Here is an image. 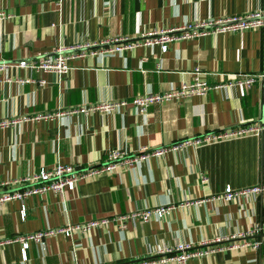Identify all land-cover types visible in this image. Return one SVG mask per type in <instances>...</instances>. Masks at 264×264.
<instances>
[{
  "label": "crops",
  "instance_id": "0c3cea01",
  "mask_svg": "<svg viewBox=\"0 0 264 264\" xmlns=\"http://www.w3.org/2000/svg\"><path fill=\"white\" fill-rule=\"evenodd\" d=\"M260 9L264 0H0V11L10 15L0 19V64L8 65L0 68V118L166 92L189 83L195 67L209 86L201 96L152 103L143 112L127 104L109 113L0 128V182L54 163L97 166L113 149L125 155L140 147L168 149L79 180L70 191L27 196L23 219L19 200L1 204L0 264H173L159 262L164 255L156 252L178 242L191 249L222 247L189 257L185 264H264V244L256 251H233L224 247L227 241L213 240L253 226L264 230V193L231 202L216 197L226 185L246 188L264 179V130L258 136L170 149L204 132L264 122V27L180 38L168 42L165 52L158 44H138L90 53L115 45H100L115 38L135 41L149 30ZM83 44L88 47L75 48L69 69L58 75L11 66L37 52ZM246 75L254 81L238 84ZM9 188L0 186V191ZM158 206L167 207L158 219L132 216ZM119 215L124 218L118 220ZM101 218L107 222L88 232L45 238L43 249L29 242L25 259L20 242H4Z\"/></svg>",
  "mask_w": 264,
  "mask_h": 264
},
{
  "label": "built area",
  "instance_id": "2783aa9c",
  "mask_svg": "<svg viewBox=\"0 0 264 264\" xmlns=\"http://www.w3.org/2000/svg\"><path fill=\"white\" fill-rule=\"evenodd\" d=\"M9 14H5L0 11V19L9 18ZM264 27V9L257 11L245 12L239 16H230L220 18L217 20H206L197 24H186L178 28L168 29H153L149 30L136 39L135 41H119L125 38L112 39L109 41L101 42L100 45L113 43L115 45L99 47L98 50H92L90 53H108L117 52L125 48L132 47L134 45H152L158 44L160 51L165 52L167 49V43L180 39V38H191L205 34L206 32L211 33H225L228 31H243V30H254L257 28ZM122 42V43H120ZM88 47V44L73 45L66 48L59 47L51 50L50 52H37L33 58L21 59L18 62L11 64V66L19 68H29L37 72L51 71L55 74H61L69 69L68 59L74 57L76 54L73 52L75 48ZM73 52V53H72ZM7 64H0V68H5ZM192 80L189 83H183L177 88H173L166 92L160 93H148L143 95H135L129 101L127 100H100L93 104L82 103L73 107L59 109L50 113H36L28 116L20 117H3L0 118V128L14 126L24 121H37L40 119L50 118H62L69 117L72 115H83L87 116L92 112L109 113L114 112L127 104L131 105L132 108L137 112H143L147 105L152 103H160L168 100H176L180 98L190 96H201L208 89L206 81L204 80V73L195 67L191 71ZM255 79L254 76H243L242 80L237 81L238 84H244L248 86ZM20 82H27L29 79L19 80ZM39 85L43 84L42 80H38ZM264 130V122L258 123H237L232 126H228L223 129L204 132L193 136L192 138L184 139L181 142L170 146V149L176 146H191L198 147L204 144L215 143L223 140H230L234 138L255 135L258 136ZM139 152L131 155H125L119 149L110 150L107 155V159L103 164L97 166H89L83 169H75L72 165L54 163L48 168H39L38 171L24 175L19 178H11L7 181L0 182V186L10 187L7 190L0 191V205L12 200L17 199L21 202L20 212L21 218L24 217V205L23 200L27 196L35 194H44L48 191H52L56 194L62 193L64 190H73L76 183L79 180L85 178L95 177L101 172L109 173L114 170L118 165L130 166L132 163H137L148 156H161L166 148H155L152 150H146L145 147H140ZM204 181V178H201ZM264 193V179L252 186L246 188L233 189L229 185L224 186L223 191L216 196L223 202H231L236 200H246L261 196ZM167 207H155L147 208L139 212L132 214L141 216L142 220H146L149 217L158 219L161 217ZM118 220H122L124 216H116ZM107 220L105 218L94 219L85 221L82 223L65 224L59 228H43L25 235H19L15 238L7 239L8 241H18L21 244V259H25V250L28 248L29 242L34 243L39 249H43L44 240L47 237H53L57 234H63L70 236L75 231L88 232L97 226L105 224ZM215 242L227 241L228 243L224 246L228 250L239 251L244 249L258 250L261 245L264 244V230L253 226L244 231L237 230L232 234L214 238ZM240 240V241H239ZM3 243L0 241V244ZM204 243V242H201ZM222 247H209L205 246L204 249H191L190 245L184 243H176L173 247H165L158 250L156 253L163 254L164 256L159 262H170L173 264H185L186 259L189 257L202 256L203 254H209L210 252L221 249ZM152 260L140 261L133 264H148ZM125 264V263H123Z\"/></svg>",
  "mask_w": 264,
  "mask_h": 264
}]
</instances>
